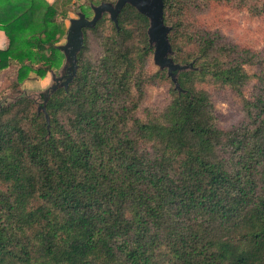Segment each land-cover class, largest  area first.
I'll return each mask as SVG.
<instances>
[{
  "label": "trees",
  "instance_id": "16d2710c",
  "mask_svg": "<svg viewBox=\"0 0 264 264\" xmlns=\"http://www.w3.org/2000/svg\"><path fill=\"white\" fill-rule=\"evenodd\" d=\"M247 1L162 0L174 61L199 66L177 73L184 92L165 69L145 74L147 19L125 4L116 28L103 16L82 29L76 75L45 104L47 136L30 99L1 106L0 264H264V77L245 71L248 49L189 14ZM60 6L72 9L0 0V70L15 67L14 82L59 66ZM201 82L235 93L245 119L221 128ZM148 83L167 84V102L132 119Z\"/></svg>",
  "mask_w": 264,
  "mask_h": 264
},
{
  "label": "rangeland",
  "instance_id": "374dc122",
  "mask_svg": "<svg viewBox=\"0 0 264 264\" xmlns=\"http://www.w3.org/2000/svg\"><path fill=\"white\" fill-rule=\"evenodd\" d=\"M103 1L113 2L114 0ZM70 3H72V9L63 10L60 6L56 15V21L63 24L65 31L68 25V18L74 17L76 11H84L85 16L90 17L91 10L89 4L95 5V3L91 2L87 4L85 0H70ZM253 6L256 8L264 7V0H248L243 5L234 3L220 4L216 2L208 4L200 3L198 6L191 7L189 14L191 16L190 20L194 22V26L197 29L219 34L220 42H225L226 40L235 43L241 49H248L253 54V57L250 64L243 66L245 71L250 75L252 73H260L264 77V12L259 11L257 14L251 12L250 8ZM103 16L108 19L106 13ZM98 30L102 33L108 31L105 25H101ZM64 36L65 33L57 43H62ZM98 40L97 34L93 33L90 51L95 52L98 50ZM62 61L63 59H61L60 64ZM198 68L199 66H194V70ZM144 69L146 75L158 70L152 60H147L144 63ZM190 70L187 69L185 72ZM14 73L15 67L0 71V108L1 106L15 102L19 98H23L30 99L36 111L41 101L40 97L37 96L38 92L51 83L49 72L47 71L43 78L37 77L34 73H29L27 78L19 83L14 82ZM252 82L255 83L254 80H251L243 88L244 97L249 96ZM200 87L208 93L221 128L226 129L245 119L242 102L231 90L211 85L208 82L196 84V88ZM167 89L168 85L165 83L146 84L145 97L139 107L133 112L132 119L142 118L146 107H162L168 99ZM131 121L129 120L128 123H131Z\"/></svg>",
  "mask_w": 264,
  "mask_h": 264
},
{
  "label": "water",
  "instance_id": "95a60500",
  "mask_svg": "<svg viewBox=\"0 0 264 264\" xmlns=\"http://www.w3.org/2000/svg\"><path fill=\"white\" fill-rule=\"evenodd\" d=\"M128 4L139 14L147 19L146 36L148 46L152 49V62L158 70L165 69L166 76L173 85V89L178 92H184L177 81V73L187 69H194L193 61L187 64L175 62L174 52L171 48L168 32L169 27L163 22L162 0H114L100 1L98 4H89L91 16L86 17L81 11H76L74 17L68 18V25L65 31L64 41L56 43L55 47L62 54V63L55 69H50L49 75L51 83L45 88L40 89L37 96L41 101L36 108L37 113L41 112L44 116L45 127L48 135V117L45 112V104L50 95L57 89L67 90V86L72 82L76 75L77 58L76 55L83 44V28H92L95 23L101 19L104 13L108 19L117 27V15L122 7Z\"/></svg>",
  "mask_w": 264,
  "mask_h": 264
},
{
  "label": "crops",
  "instance_id": "0c3cea01",
  "mask_svg": "<svg viewBox=\"0 0 264 264\" xmlns=\"http://www.w3.org/2000/svg\"><path fill=\"white\" fill-rule=\"evenodd\" d=\"M47 1L51 2L53 0H47ZM5 46H6V38L3 32L0 30V49L5 48ZM0 71L2 72L3 70H0Z\"/></svg>",
  "mask_w": 264,
  "mask_h": 264
}]
</instances>
